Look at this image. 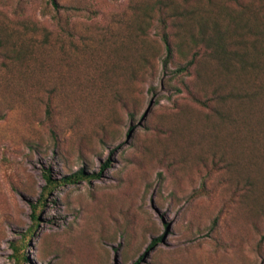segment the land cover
Here are the masks:
<instances>
[{"label":"rangeland","instance_id":"374dc122","mask_svg":"<svg viewBox=\"0 0 264 264\" xmlns=\"http://www.w3.org/2000/svg\"><path fill=\"white\" fill-rule=\"evenodd\" d=\"M213 21L250 70L193 49ZM262 49L264 0H0V264L30 230L24 264H264V149L221 100L264 92Z\"/></svg>","mask_w":264,"mask_h":264},{"label":"trees","instance_id":"16d2710c","mask_svg":"<svg viewBox=\"0 0 264 264\" xmlns=\"http://www.w3.org/2000/svg\"><path fill=\"white\" fill-rule=\"evenodd\" d=\"M207 28V30H204V28ZM222 26L217 22L213 21L211 25H206L205 23L202 25V30L198 33L197 37L195 38L194 43V48L193 49H199L201 47L200 44L202 42L205 45H208V49L210 50V53L212 55V61L219 66H221L223 69H225L228 72H232L233 69L236 68H241V69H246L247 71L250 70L251 67H253V63L251 62L252 54L250 51H246L245 54H240L236 51H231L232 48H230L228 44V38L233 37L231 35V32L229 31L230 29L228 28H221ZM209 30V31H208ZM185 33H176V34H169V33H164L162 35L163 41L166 44V48L168 51V56L165 59L164 66L165 69H168L169 63L171 62L173 58V53L174 49H172L173 41L171 43V37L172 40L173 38L176 39H181ZM258 42V41H256ZM173 44V45H172ZM255 44V43H254ZM176 46V45H174ZM180 46V45H179ZM232 47V46H231ZM255 48H257V43L254 45ZM199 50L194 52L192 55V58L190 61H188L186 67H179L178 72H189V70H193L195 65L197 64L199 60ZM262 54L258 53L256 56L259 58H264V49H262ZM256 59V58H254ZM244 92V93H243ZM214 96H218V92L213 91ZM222 101H232L236 102V100H243L242 104L245 105L248 108V111L251 113L248 114L246 117V122L248 125V130H247V135L250 140V145L254 146L256 145V141H261L262 147L264 149V92L261 88V86L255 88V89H245L243 91H238L233 89L231 93H229L228 97H224L221 99ZM260 100H263V112L260 111V115L262 116L261 118L258 117L257 114V103L260 102ZM258 125L260 128L255 129V126ZM260 156H262V164H264V151L259 152ZM45 178L47 181V185L44 187V190L42 191V199L36 204L33 205V223L34 227L38 225L39 219H40V208L45 203L47 196L58 186V184L63 183H76L79 182L80 180L84 179L86 177V174L83 170H80L70 176H67L63 178L61 181H55L52 179L51 175L46 172ZM99 176V175H98ZM248 194L246 196L247 200L252 197L253 194H261L264 196V179L261 185V188H258L257 182L253 180L251 177H248ZM256 197L253 199V203ZM262 201L261 203L263 204L264 202V197L259 199ZM258 200V201H259ZM259 206V204H258ZM264 207V206H262ZM264 209V208H262ZM32 230L28 231L22 241L19 244L12 243V249L14 250V254L12 256L13 259H15V264H24L25 262L28 261L27 256L25 255L24 249L28 245V236L32 234ZM161 240V239H159Z\"/></svg>","mask_w":264,"mask_h":264}]
</instances>
